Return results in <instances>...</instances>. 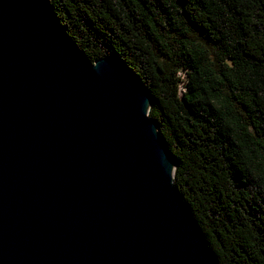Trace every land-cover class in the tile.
Wrapping results in <instances>:
<instances>
[{
    "label": "water",
    "instance_id": "obj_1",
    "mask_svg": "<svg viewBox=\"0 0 264 264\" xmlns=\"http://www.w3.org/2000/svg\"><path fill=\"white\" fill-rule=\"evenodd\" d=\"M152 102L121 59H86L47 0H0V264H218Z\"/></svg>",
    "mask_w": 264,
    "mask_h": 264
},
{
    "label": "trees",
    "instance_id": "obj_2",
    "mask_svg": "<svg viewBox=\"0 0 264 264\" xmlns=\"http://www.w3.org/2000/svg\"><path fill=\"white\" fill-rule=\"evenodd\" d=\"M47 2L86 59H121L152 95L217 263L264 264V0Z\"/></svg>",
    "mask_w": 264,
    "mask_h": 264
},
{
    "label": "rangeland",
    "instance_id": "obj_3",
    "mask_svg": "<svg viewBox=\"0 0 264 264\" xmlns=\"http://www.w3.org/2000/svg\"><path fill=\"white\" fill-rule=\"evenodd\" d=\"M178 90H179V96H181L182 95V93L184 92V87H183V83H181L180 85H179V88H178Z\"/></svg>",
    "mask_w": 264,
    "mask_h": 264
}]
</instances>
